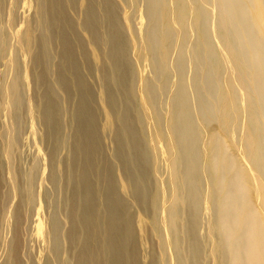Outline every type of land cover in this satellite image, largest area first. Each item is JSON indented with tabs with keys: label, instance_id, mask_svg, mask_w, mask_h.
I'll return each mask as SVG.
<instances>
[{
	"label": "bare ground",
	"instance_id": "bare-ground-1",
	"mask_svg": "<svg viewBox=\"0 0 264 264\" xmlns=\"http://www.w3.org/2000/svg\"><path fill=\"white\" fill-rule=\"evenodd\" d=\"M0 264H264V0H0Z\"/></svg>",
	"mask_w": 264,
	"mask_h": 264
},
{
	"label": "rangeland",
	"instance_id": "rangeland-1",
	"mask_svg": "<svg viewBox=\"0 0 264 264\" xmlns=\"http://www.w3.org/2000/svg\"><path fill=\"white\" fill-rule=\"evenodd\" d=\"M42 207V204L41 206ZM37 222V223H36ZM42 222L40 221V219L38 217L35 218L34 222H33V226H34V229H40L42 227ZM24 259V257H23Z\"/></svg>",
	"mask_w": 264,
	"mask_h": 264
}]
</instances>
